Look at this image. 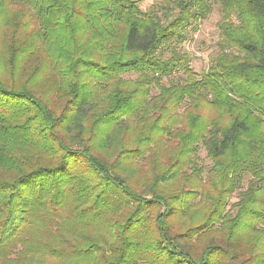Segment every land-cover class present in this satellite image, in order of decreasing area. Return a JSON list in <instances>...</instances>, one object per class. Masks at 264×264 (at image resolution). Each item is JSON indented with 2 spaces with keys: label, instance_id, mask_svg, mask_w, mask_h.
Returning <instances> with one entry per match:
<instances>
[{
  "label": "trees",
  "instance_id": "16d2710c",
  "mask_svg": "<svg viewBox=\"0 0 264 264\" xmlns=\"http://www.w3.org/2000/svg\"><path fill=\"white\" fill-rule=\"evenodd\" d=\"M0 264H264V0H0Z\"/></svg>",
  "mask_w": 264,
  "mask_h": 264
},
{
  "label": "rangeland",
  "instance_id": "374dc122",
  "mask_svg": "<svg viewBox=\"0 0 264 264\" xmlns=\"http://www.w3.org/2000/svg\"><path fill=\"white\" fill-rule=\"evenodd\" d=\"M162 0H139V7L142 10L147 9L153 4L160 3ZM220 20V14L216 5L213 4L212 12L209 14L208 18L203 20L199 24V28L196 32L192 34V39L188 40L180 45L181 50L189 53L190 56V67L196 72L200 73L202 70L206 69L211 57L216 52V42L219 39L218 22ZM166 81V80H164ZM198 156L200 158V164L203 165L206 170L210 166V161L205 156V151L201 148L198 151ZM205 170L203 175H205ZM247 178L244 181V187ZM243 190V188H241ZM237 192H234L230 202L237 200ZM229 202V203H230ZM229 205L227 206V208Z\"/></svg>",
  "mask_w": 264,
  "mask_h": 264
}]
</instances>
